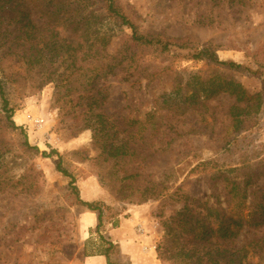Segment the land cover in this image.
Listing matches in <instances>:
<instances>
[{"label": "rangeland", "instance_id": "obj_1", "mask_svg": "<svg viewBox=\"0 0 264 264\" xmlns=\"http://www.w3.org/2000/svg\"><path fill=\"white\" fill-rule=\"evenodd\" d=\"M114 1L139 33L194 46L139 49L132 46L130 27L112 17L106 23L110 52L120 50L127 56L138 52L136 58L146 69L129 81L122 75L109 77L106 112L140 119L156 110L158 131L164 132L159 137L165 138L159 145L172 142L165 152L155 154L149 140H135L136 146L144 148V160L136 156L126 160L124 167L103 161L79 111L67 113V107L59 106L69 105L55 102V83L43 84L17 57L4 56L1 37L0 80L18 127L0 122V264H74L82 259L87 233L84 215L89 209L81 200L103 210L101 230L121 224L133 229L143 226L153 236L157 258L163 264H178L161 260L158 254L166 237L163 222L181 208V202L169 199V194L181 187L196 200L213 203L218 196L223 202L224 177L241 182L251 175L249 198L264 192V0ZM207 44L217 49L220 60L236 61L259 73L244 74L192 57L196 47ZM219 75L241 82L253 98L246 104L254 109H237L246 105L228 94L210 92L208 97L201 82ZM186 84L191 106L182 114L168 112L172 101L168 95L176 96ZM2 106L0 93L4 119ZM156 137L150 143L158 148ZM59 162L66 174L58 169ZM134 172L139 175L125 178ZM161 187L168 195H153ZM91 233L88 241L103 246L102 234L96 228ZM259 237H264V227L244 229L235 242V247L246 245L242 255L248 254L249 264H264V257L252 255L256 249L250 242ZM185 242L189 241L179 237L175 246ZM115 250L110 252L112 262L120 259L118 263L124 264Z\"/></svg>", "mask_w": 264, "mask_h": 264}, {"label": "trees", "instance_id": "obj_2", "mask_svg": "<svg viewBox=\"0 0 264 264\" xmlns=\"http://www.w3.org/2000/svg\"><path fill=\"white\" fill-rule=\"evenodd\" d=\"M108 17L132 29V46L139 49L143 46H159L164 51L172 46L194 48L181 40H162L139 33L137 26L114 0H0V38L4 40V56L17 57L26 71L40 76L43 84L55 83V102L63 101L69 105L59 107H67V113L74 115L79 111L83 127L91 130L94 145L103 161L124 167L128 159L136 156L145 159L142 145H135L138 141L144 143L149 140L148 145L155 154L165 152L172 141L164 146L159 145L165 138L159 137L164 136V132L158 131L159 115L156 110L145 113L140 119H128L121 112H106L110 95L106 81L109 77L122 75L123 80L129 81L146 72L144 64L136 58L138 52H132L131 56L124 55L120 50L110 52L111 33L106 26ZM195 49L193 58L205 59L244 74L259 73L258 69L242 63L220 60L217 49L208 44ZM201 83L205 85L202 91L208 92V97L212 94H228L246 105L237 109L244 111L255 107L246 104L253 98L237 80L219 75ZM3 88L0 80L4 113V119L0 117V122L17 128ZM189 88L190 85L186 84L184 89L177 90L176 96L174 93L168 95L167 100H172L168 102V112L175 115L187 112L191 106ZM257 98L260 99L261 95ZM260 106L259 100L256 107L259 109ZM154 135L157 136L158 148L150 143ZM57 166L60 171L67 173L61 162ZM136 175L139 173H131L125 178ZM252 179L253 175L241 182L224 177L225 206L218 196L211 203L209 199L199 201L192 198L181 187L169 195L165 187L159 188L158 194L155 192L153 195H168L169 199L181 202V208L175 215L163 222L166 237L159 246V258L178 264H249L248 254L242 255L246 245L235 247V242L244 229L264 227V192L257 198H249L248 187L252 186ZM81 203L98 213L96 231H99L103 226V210L93 202L81 200ZM183 236L189 242L175 246L176 240ZM250 244H254L256 249L252 255L264 257V237L254 238ZM112 249H116V254H119V249L112 243L102 253L108 264H114L110 254Z\"/></svg>", "mask_w": 264, "mask_h": 264}, {"label": "crops", "instance_id": "obj_3", "mask_svg": "<svg viewBox=\"0 0 264 264\" xmlns=\"http://www.w3.org/2000/svg\"><path fill=\"white\" fill-rule=\"evenodd\" d=\"M84 220L87 230L84 246L85 253L84 257L74 262V264H108L106 256L102 253L110 243L117 246L120 252L116 257L118 259L123 258L126 264H163L157 258L156 247L152 240L153 236H149L143 226L140 227L143 230L142 232L139 231V228L135 227L133 229L124 224L113 226L112 228L109 227L105 231L100 229L99 232L106 241L103 246H99L88 241L92 235L90 230L96 228L98 224V213L89 210L84 215ZM95 245L98 246V249H96Z\"/></svg>", "mask_w": 264, "mask_h": 264}, {"label": "built area", "instance_id": "obj_4", "mask_svg": "<svg viewBox=\"0 0 264 264\" xmlns=\"http://www.w3.org/2000/svg\"><path fill=\"white\" fill-rule=\"evenodd\" d=\"M38 121V120H37ZM37 124L39 123V126H42V123L41 122H36ZM139 231L142 232V228H140L139 226Z\"/></svg>", "mask_w": 264, "mask_h": 264}]
</instances>
